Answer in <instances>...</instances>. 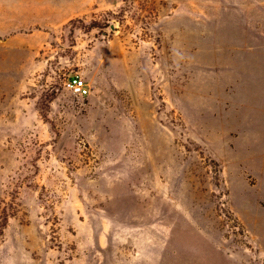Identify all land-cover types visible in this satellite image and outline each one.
I'll list each match as a JSON object with an SVG mask.
<instances>
[{"label": "rangeland", "instance_id": "374dc122", "mask_svg": "<svg viewBox=\"0 0 264 264\" xmlns=\"http://www.w3.org/2000/svg\"><path fill=\"white\" fill-rule=\"evenodd\" d=\"M22 3L0 264H264V0Z\"/></svg>", "mask_w": 264, "mask_h": 264}, {"label": "crops", "instance_id": "0c3cea01", "mask_svg": "<svg viewBox=\"0 0 264 264\" xmlns=\"http://www.w3.org/2000/svg\"><path fill=\"white\" fill-rule=\"evenodd\" d=\"M24 5L22 0H0V39H13L24 22L37 13L36 5ZM34 20L29 22L32 25ZM28 24V22L26 23Z\"/></svg>", "mask_w": 264, "mask_h": 264}, {"label": "built area", "instance_id": "2783aa9c", "mask_svg": "<svg viewBox=\"0 0 264 264\" xmlns=\"http://www.w3.org/2000/svg\"><path fill=\"white\" fill-rule=\"evenodd\" d=\"M64 88L77 96H86L89 94V89L79 75L69 77L64 81Z\"/></svg>", "mask_w": 264, "mask_h": 264}, {"label": "trees", "instance_id": "16d2710c", "mask_svg": "<svg viewBox=\"0 0 264 264\" xmlns=\"http://www.w3.org/2000/svg\"><path fill=\"white\" fill-rule=\"evenodd\" d=\"M11 206L13 207V205H11ZM2 212H3V215H2V223L0 224V234L3 233V229L7 226L8 219L12 215L10 212L7 211V209H3Z\"/></svg>", "mask_w": 264, "mask_h": 264}, {"label": "water", "instance_id": "95a60500", "mask_svg": "<svg viewBox=\"0 0 264 264\" xmlns=\"http://www.w3.org/2000/svg\"><path fill=\"white\" fill-rule=\"evenodd\" d=\"M112 28H114V27H112Z\"/></svg>", "mask_w": 264, "mask_h": 264}]
</instances>
